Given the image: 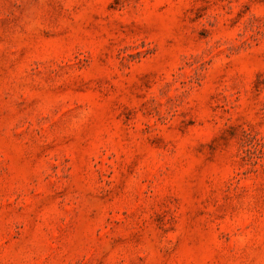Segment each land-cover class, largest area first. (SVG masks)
<instances>
[{
    "label": "rangeland",
    "instance_id": "374dc122",
    "mask_svg": "<svg viewBox=\"0 0 264 264\" xmlns=\"http://www.w3.org/2000/svg\"><path fill=\"white\" fill-rule=\"evenodd\" d=\"M0 264H264V0H0Z\"/></svg>",
    "mask_w": 264,
    "mask_h": 264
}]
</instances>
